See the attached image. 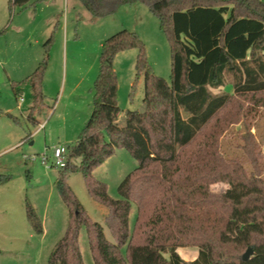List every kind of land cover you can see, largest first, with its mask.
<instances>
[{
	"label": "trees",
	"instance_id": "16d2710c",
	"mask_svg": "<svg viewBox=\"0 0 264 264\" xmlns=\"http://www.w3.org/2000/svg\"><path fill=\"white\" fill-rule=\"evenodd\" d=\"M79 1L93 21L112 17L123 7H148L168 38L172 75L169 84L153 73L136 32L123 30L103 43L91 118L79 140L65 147L64 167L52 165L60 168L55 187L69 210V223L48 264H84L83 228L95 264H264V166L254 151L249 153L250 172L218 152L229 126L225 114L237 98L209 90L224 87L230 76L238 98L264 106V0ZM7 2L12 18L30 0ZM52 44L53 38L29 79L33 110L44 102ZM132 50L138 51L136 82L144 79L145 96L141 110L121 116L115 61ZM13 90L20 94L18 84ZM118 149L128 151L138 167L120 184V199L115 200L94 172ZM73 174L83 176L92 199L107 209L106 224L115 243L77 199L68 183ZM10 180L0 175V186ZM226 182L233 184L231 192H211L213 184ZM133 205L137 215L131 229ZM26 210L32 229L42 235L35 208L27 203ZM186 247L198 248L195 261L186 262L178 253ZM248 249L253 255L244 261Z\"/></svg>",
	"mask_w": 264,
	"mask_h": 264
},
{
	"label": "rangeland",
	"instance_id": "374dc122",
	"mask_svg": "<svg viewBox=\"0 0 264 264\" xmlns=\"http://www.w3.org/2000/svg\"><path fill=\"white\" fill-rule=\"evenodd\" d=\"M53 1L40 3L39 13L35 14L30 9L17 14L16 10L17 13L15 11L14 17L10 18L5 1L0 0V32L6 27V23L9 25L7 33L0 35V110L19 119L17 122L10 117L0 118V175L11 178L8 184L0 186V249L5 250L0 264H48L54 246L65 235L69 210L55 187L60 168L51 167L54 164L52 149L65 147L64 142L78 141L83 127L79 125L73 130V126H69L73 122L77 123L78 119L90 117L89 89L98 74V41H105L123 30L136 32L145 45L153 73L171 83L170 44L159 21L148 7L142 4L125 7L113 17L92 22L79 0H62L57 5V8L61 6V10L51 20L54 15L51 12L55 7ZM58 21L60 24L56 28ZM51 22L53 25L50 27ZM51 36L54 44L51 49L53 64L47 73V105L41 115H37L45 122V129L32 140L34 145H31V141L16 146V140L19 142V138L25 135L23 128H26V113L31 97L29 91L23 93L25 102L22 106L18 105L19 100L14 97L10 86L11 78H23L26 74V64L19 68L15 64L32 55L31 48L36 46V40L41 43L35 50L44 55L43 45ZM67 40L69 51L65 60L63 50ZM137 56L138 51L132 50L120 54L115 61L121 116L127 110L137 111L143 106L144 79L141 77L136 82ZM14 67L18 68V74L14 73ZM231 82L232 78L227 76V87L209 88L214 95L228 92L229 98H237L225 114L229 126L219 139L218 152L229 162H240L250 172V151L255 152L264 166V106L255 104L248 98H238L231 88ZM132 84H136L134 90ZM238 103L244 111L237 112ZM182 116L185 115L182 113ZM39 127L30 126V129L35 132ZM198 130L199 127L193 134ZM66 133L69 134L70 141L65 140ZM12 146L15 147L9 150ZM46 150L48 162L45 165L42 157ZM30 157H35L36 160H26ZM137 167V160L128 151L118 149L112 158L95 170L94 177L105 183L109 195L117 200L120 199L118 187ZM68 183L90 219L102 225L106 238L115 243L106 224L108 211L92 199L83 176L73 174ZM233 187L231 182L217 183L210 190L216 194L229 193ZM27 203L35 208L42 222V235L36 234L28 222ZM136 213V206L133 205L131 229L136 222ZM80 250L84 264H95L85 228L80 234ZM178 253L186 262H193L199 257L196 247L180 248Z\"/></svg>",
	"mask_w": 264,
	"mask_h": 264
},
{
	"label": "crops",
	"instance_id": "0c3cea01",
	"mask_svg": "<svg viewBox=\"0 0 264 264\" xmlns=\"http://www.w3.org/2000/svg\"><path fill=\"white\" fill-rule=\"evenodd\" d=\"M5 1V4H6V6H7V9H8V12H10V10H9V4H8V2H7V0H4ZM46 1H49V0H30V3L23 9V10H20V9H17L18 10V13H17V11H16V13L17 14H22V13H24L25 11H27V10H30V9H32L33 11H34V13L36 14V13H39V4L40 3H44V2H46ZM60 3H62V0H54L53 1V5L55 6L54 8H53V10H52V12L51 13H54V15L52 16V18H51V20L53 19V17L55 16V15H57V14H55V13H59V11L61 10V6H59V8H57L58 6L57 5H60ZM127 7H129V6H127ZM57 8V9H56ZM125 7H123V8H121L120 9V11L122 10V9H124ZM62 12H63V10H62ZM15 13V14H16ZM88 13V12H87ZM88 15H89V13H88ZM12 17H14V16H12ZM113 17V16H112ZM10 18H11V13H10ZM89 18H90V20L92 21V22H95V21H97V20H95V21H93L92 19H91V17H90V15H89ZM108 18H110V17H108ZM13 20V19H12ZM12 20H10V23H12ZM100 20V19H99ZM8 22V21H7ZM52 24L50 25V27L53 25V22H51ZM66 23L68 24V19L66 20ZM59 21L56 23V25H55V27L57 28L58 26H59ZM8 24L6 23V27L4 28V30H6V32L4 33V34H6L7 33V31H8V28H9V25L7 26ZM54 27V28H55ZM67 28H68V25H67ZM3 30V31H4ZM56 30V29H55ZM56 32V31H55ZM3 35V34H2ZM53 35V34H52ZM51 38H53V36H51L49 39H51ZM106 41V40H105ZM105 41H102V40H99L98 41V48L100 49V53H99V57H98V74H97V76H96V78H94V81H93V86H92V88H90L89 89V94H90V96H91V113H90V117L89 118H85V120H84V117L83 118H81L82 120H77L78 122L76 123V122H73V123H71L72 125H70L69 127H72L73 126V130H75L79 125L81 126V127H85L86 126V124L88 123V121L90 120V118H91V115H92V101H93V88H94V82H95V80L97 79V77H98V75H99V71H100V55H101V50H102V46H103V43L105 42ZM40 40H36L35 41V44H36V46L37 47H40ZM47 43V42H46ZM45 43V44H46ZM45 44L43 45V51H44V55H43V53H41L40 51H36L35 50V48H37L36 46L33 48H31L32 50H33V52H32V55L30 56V57H27L25 60L24 59H22V60H19L18 62H16V64H15V66L17 65L18 66V68L20 67V66H23V65H25L26 64V67H25V75L23 76V78H18V77H14L13 76V78H11V80H10V86H11V89H12V91H13V94H14V97H15V99L18 101L19 100V103H18V105L19 106H22V104H24V102H25V100H24V97H23V93H25L26 91H29V93H30V97H31V104H30V106H29V108H28V110H27V113H26V120H27V124H26V128H23V133L25 134L23 137H20L19 139H20V141L18 142V140H16V146L17 145H20V144H23V143H25V142H31L32 140H34V138L40 133V131L42 130V129H45V127H43L42 128V126H45V122H43V121H41L40 120V118H38L37 117V115H41V113H42V111L45 109V107H46V105H47V99H48V95H47V73H48V69H47V71H46V73H45V77H44V81H43V87H42V91H43V95H44V102H43V104L41 105V107L39 108V109H36V110H33V107H34V100H33V94H32V89H31V86L29 85V79H30V77L32 76V74L35 72V70L37 69V67L39 66V64L43 61V59L45 58ZM54 44H52V46H53ZM52 46H51V49H52ZM68 51H69V47H68V40L66 41V46L64 47V50H63V52H64V54L66 55V57H65V60L67 59V53H68ZM51 53H52V50H50V60H49V66H48V68L50 69L51 68V66H52V60H51ZM122 54H124V53H122ZM55 56H56V53H55ZM50 62H51V65H50ZM18 68H16V67H14L13 68V71H14V73L15 74H18ZM14 74V75H15ZM16 84H18V88H19V90H20V94L18 95V96H16L15 95V92H14V90H13V85H16ZM133 85V84H132ZM23 98V102H21L20 101V99H22ZM55 110V109H54ZM53 110V111H54ZM0 118H3V117H8L7 115H11L13 118H15L12 114H6V113H4L2 110H0ZM16 119V118H15ZM88 119V120H87ZM18 121L17 122H19V119H17ZM84 123V124H83ZM21 125V124H20ZM82 125H84V126H82ZM30 126H32V128H34V127H38V126H40L39 128H38V130H36L35 132H32V130L30 129ZM75 127V128H74ZM83 128L81 129V131L83 130ZM81 133V132H80ZM80 135V134H79ZM65 140L66 141H70L69 140V134L68 133H66L65 134ZM78 140H79V136H78ZM77 141H75V142H64V146L66 147L67 145H71V144H75ZM31 145H34V141H32L31 142ZM60 145H62V144H60ZM15 146H12L9 150H11V149H13ZM1 250V254H0V258L2 257V256H4V254H5V250H3V249H0ZM6 263H9V262H6Z\"/></svg>",
	"mask_w": 264,
	"mask_h": 264
},
{
	"label": "built area",
	"instance_id": "2783aa9c",
	"mask_svg": "<svg viewBox=\"0 0 264 264\" xmlns=\"http://www.w3.org/2000/svg\"><path fill=\"white\" fill-rule=\"evenodd\" d=\"M21 102H23V98L20 99ZM44 126H42L43 128ZM47 150L44 152V155L42 157V162L43 164H47L48 162V155H47ZM65 155H66V148L65 147H58V148H54L52 149V156L54 159V164L58 167H64L65 165ZM36 160L35 157H30V158H26V160ZM52 167V166H51Z\"/></svg>",
	"mask_w": 264,
	"mask_h": 264
},
{
	"label": "water",
	"instance_id": "95a60500",
	"mask_svg": "<svg viewBox=\"0 0 264 264\" xmlns=\"http://www.w3.org/2000/svg\"><path fill=\"white\" fill-rule=\"evenodd\" d=\"M253 255V250L252 249H248L247 252L243 255V260L247 261L249 260V258Z\"/></svg>",
	"mask_w": 264,
	"mask_h": 264
}]
</instances>
